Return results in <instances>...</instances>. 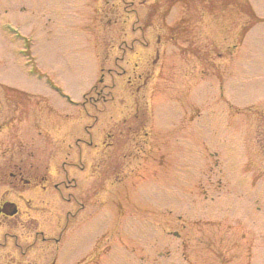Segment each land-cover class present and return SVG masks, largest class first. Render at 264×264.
Masks as SVG:
<instances>
[{
  "label": "rangeland",
  "instance_id": "obj_1",
  "mask_svg": "<svg viewBox=\"0 0 264 264\" xmlns=\"http://www.w3.org/2000/svg\"><path fill=\"white\" fill-rule=\"evenodd\" d=\"M167 1L0 0L5 263L264 264V0Z\"/></svg>",
  "mask_w": 264,
  "mask_h": 264
},
{
  "label": "flooded vegetation",
  "instance_id": "obj_2",
  "mask_svg": "<svg viewBox=\"0 0 264 264\" xmlns=\"http://www.w3.org/2000/svg\"><path fill=\"white\" fill-rule=\"evenodd\" d=\"M138 76L140 77L141 74L139 73ZM103 97V96H102ZM9 119H6L4 121V125L0 127V131H2V128H6V126L9 127V125L11 126V124L8 123ZM9 175V176H8ZM12 177V179H15L19 182H24V185H26L27 187L30 186L28 189H32L34 191L39 192H43L45 191V184L44 181H46V177H42L41 180H35L32 181V179H30V177H25L23 175L22 172V167L18 168V171H14V172H3V177L0 178V181L2 179V183L4 184H10L11 180L10 178ZM37 176L33 177V180L36 178ZM56 187V186H55ZM10 193L9 189H6L4 191H0V227L5 228V232L3 233V240L5 242H1L0 241V246H4L6 245L8 242L6 241L7 235L9 234V232H7L8 230L12 229L14 226L17 225H21V227L26 228V224L28 222H33L34 224H32L29 228H35V233L36 234H40L41 238L40 239H47V237L44 235L43 230L39 229V225H37V222L34 220L35 217H30L31 220H27L29 213L34 212V211H40L38 206L36 205H31L29 203V200L25 199V200H21L22 203H18V201H14L12 199H9L8 195ZM19 197H22L19 194ZM81 207H85L83 204H81ZM67 212V211H66ZM69 211L68 214L66 215L67 217H69ZM57 224L60 223L59 218L56 219ZM54 239L55 242H59L60 241V235L58 237H52ZM17 243V242H16ZM22 254L25 253L24 250H22L21 252ZM7 256L8 253L5 255H0V264H20L18 263H12L11 261L8 263H5V261L7 260ZM12 260V259H10ZM32 264V263H29Z\"/></svg>",
  "mask_w": 264,
  "mask_h": 264
},
{
  "label": "trees",
  "instance_id": "obj_3",
  "mask_svg": "<svg viewBox=\"0 0 264 264\" xmlns=\"http://www.w3.org/2000/svg\"><path fill=\"white\" fill-rule=\"evenodd\" d=\"M259 118H260V117H259ZM261 128H262V127H261ZM261 132H262V131H261V129H260V130L258 131V134H261Z\"/></svg>",
  "mask_w": 264,
  "mask_h": 264
}]
</instances>
